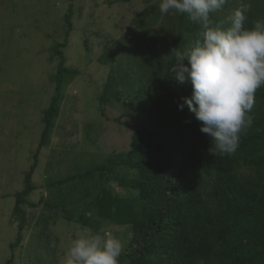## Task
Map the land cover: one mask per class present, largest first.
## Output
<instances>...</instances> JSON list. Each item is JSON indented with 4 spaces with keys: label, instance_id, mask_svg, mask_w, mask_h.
I'll use <instances>...</instances> for the list:
<instances>
[{
    "label": "trees",
    "instance_id": "trees-1",
    "mask_svg": "<svg viewBox=\"0 0 264 264\" xmlns=\"http://www.w3.org/2000/svg\"><path fill=\"white\" fill-rule=\"evenodd\" d=\"M142 3L130 18L133 29L98 58L107 66L99 96L105 119L87 131L77 150L63 149L60 142L47 156L42 170L48 178L40 187L49 195L39 201L47 212L38 225L42 232L58 219L92 233L120 227L117 236H127L119 264H264V86L255 92L253 123L241 133L236 151L210 154L212 141L200 131L202 122L187 105L178 108L191 96V84H179L171 71L176 52L191 47L201 29L186 14H161L160 0ZM237 8L247 9L245 27L264 20V0H227L210 13L213 26L229 27L227 18ZM65 16L64 39L49 48L57 57L55 88L42 113L40 141L24 188L14 193L18 221L11 249L29 224L25 207H37L27 197L38 186L39 152L53 144L67 85L83 75L65 63L72 30ZM128 101L139 115L131 113L125 125L104 113Z\"/></svg>",
    "mask_w": 264,
    "mask_h": 264
},
{
    "label": "rangeland",
    "instance_id": "rangeland-1",
    "mask_svg": "<svg viewBox=\"0 0 264 264\" xmlns=\"http://www.w3.org/2000/svg\"><path fill=\"white\" fill-rule=\"evenodd\" d=\"M119 1L0 0V264H63L66 249L81 231L78 225L58 219L49 232H42L44 228L37 220L47 210L39 201L49 195L40 187L44 178H48L42 169L56 144L62 142L63 149L77 150L80 142H85L87 131L105 119L101 111L106 106L101 105L99 96L104 90L107 66L98 58L107 49L119 46L122 37L133 29L130 17L143 6L142 0H131V4ZM66 14L72 30L64 49L65 63L83 75L67 85L53 144L39 152L34 177L38 186L27 197L37 207H25L29 224L22 241L12 250L10 245L16 241L18 221L13 216L14 193L24 188V173L29 170L40 141L42 113L48 108L55 88L51 81L57 57H52L49 48L63 41L68 27ZM131 103L125 102L121 108L104 113L114 123L119 120L123 122L120 125H125L131 113L139 115ZM32 214L35 217L30 220ZM120 229L110 226L105 231L123 243L122 236L126 237L127 232L120 238L117 236Z\"/></svg>",
    "mask_w": 264,
    "mask_h": 264
},
{
    "label": "clouds",
    "instance_id": "clouds-1",
    "mask_svg": "<svg viewBox=\"0 0 264 264\" xmlns=\"http://www.w3.org/2000/svg\"><path fill=\"white\" fill-rule=\"evenodd\" d=\"M120 3H129L119 1ZM227 0H160L161 14L169 10L186 14L199 25V38L184 51L176 52L171 69L179 84L190 83V97L183 104L202 122L200 131L212 141L210 154H233L241 133L250 128L255 92L264 86V20L245 27L246 8L234 9L229 27L213 26L210 13ZM137 12L135 10L134 14ZM133 14V15H134ZM131 18V17H130ZM187 60V64L183 61ZM122 241L110 231L92 233L84 228L66 249L63 264H119Z\"/></svg>",
    "mask_w": 264,
    "mask_h": 264
},
{
    "label": "bare ground",
    "instance_id": "bare-ground-1",
    "mask_svg": "<svg viewBox=\"0 0 264 264\" xmlns=\"http://www.w3.org/2000/svg\"><path fill=\"white\" fill-rule=\"evenodd\" d=\"M175 36V35H174ZM77 180V179H76Z\"/></svg>",
    "mask_w": 264,
    "mask_h": 264
}]
</instances>
